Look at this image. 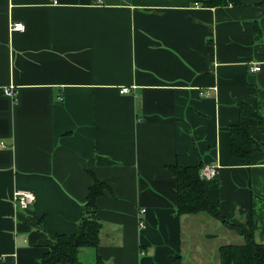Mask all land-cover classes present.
<instances>
[{
    "label": "crops",
    "instance_id": "0c3cea01",
    "mask_svg": "<svg viewBox=\"0 0 264 264\" xmlns=\"http://www.w3.org/2000/svg\"><path fill=\"white\" fill-rule=\"evenodd\" d=\"M207 1L0 0V264H42L76 231L94 176L108 185L102 241L81 264H219V246L242 237L178 216V161L217 164L206 192L241 225L252 210L264 243V133L248 159L230 134L238 103L264 104V4ZM20 188L35 194L28 210Z\"/></svg>",
    "mask_w": 264,
    "mask_h": 264
},
{
    "label": "trees",
    "instance_id": "16d2710c",
    "mask_svg": "<svg viewBox=\"0 0 264 264\" xmlns=\"http://www.w3.org/2000/svg\"><path fill=\"white\" fill-rule=\"evenodd\" d=\"M229 2L239 4L240 0H210L205 5L215 7L227 5ZM261 4H264V0ZM238 105L239 121L230 128L232 154L248 159L262 150V143L254 129L264 133V104L258 101L256 108L243 102ZM202 168V162L187 166L180 161L168 167L169 172L177 179L178 216L205 213L241 235L243 240L240 242L219 246V264H264V243L256 239L253 211L246 214L244 225L224 216L220 207L206 192L205 181L200 177ZM93 182L83 204L76 231L72 234H57L50 250L44 254L42 264H81L82 249L100 247L103 224L99 217L97 200L106 192L108 185L95 176ZM94 264H106L100 253H97ZM173 264H183V256L176 257Z\"/></svg>",
    "mask_w": 264,
    "mask_h": 264
},
{
    "label": "built area",
    "instance_id": "2783aa9c",
    "mask_svg": "<svg viewBox=\"0 0 264 264\" xmlns=\"http://www.w3.org/2000/svg\"><path fill=\"white\" fill-rule=\"evenodd\" d=\"M11 31L19 30V31H24L26 29V26L24 25L23 22L21 21H14L10 24ZM253 71H258L260 70V66H253L252 67ZM131 91L130 87H123L121 89L122 93H129ZM5 93L8 96L14 97L16 95L14 87H7L5 89ZM209 95V92L203 91L202 95ZM4 145V143H2ZM218 170L219 166L217 164H206L203 166L201 170L200 177L206 182V180H213L216 178L218 175ZM15 204L20 210H28L34 203H35V194L28 190V189H22L20 188L19 190H16L14 193V198ZM145 209H142V212H145ZM138 223L140 224V228H145L146 223L144 222L143 218L140 217Z\"/></svg>",
    "mask_w": 264,
    "mask_h": 264
},
{
    "label": "rangeland",
    "instance_id": "374dc122",
    "mask_svg": "<svg viewBox=\"0 0 264 264\" xmlns=\"http://www.w3.org/2000/svg\"><path fill=\"white\" fill-rule=\"evenodd\" d=\"M228 239V238H227ZM237 238H233L232 240H226L227 242H230V243H236V242H234L235 240H236ZM238 240V239H237ZM243 240V239H242ZM233 241V242H232ZM222 242V239L220 238L219 239V241H218V244L219 243H221ZM239 242V241H238ZM222 244V243H221ZM85 250H89V249H85ZM214 252H216L215 250H213ZM84 256V255H83ZM90 261H92V260H90L88 257H87V255L86 256H84L83 257V260H82V264H89L90 263Z\"/></svg>",
    "mask_w": 264,
    "mask_h": 264
}]
</instances>
